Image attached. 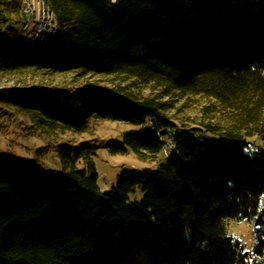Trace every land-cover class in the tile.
<instances>
[{
    "label": "trees",
    "instance_id": "trees-1",
    "mask_svg": "<svg viewBox=\"0 0 264 264\" xmlns=\"http://www.w3.org/2000/svg\"><path fill=\"white\" fill-rule=\"evenodd\" d=\"M50 1L59 28L39 43L6 9L19 15L23 0H0V72L121 74L160 93L0 90V104L45 134L84 132L93 118L136 126L119 140L60 144L58 168L0 156V264H262L264 0ZM173 92L215 99L228 122L175 123L164 98ZM166 139L156 167L123 169L101 188L100 148L155 161ZM230 219L253 223V254L229 234Z\"/></svg>",
    "mask_w": 264,
    "mask_h": 264
},
{
    "label": "rangeland",
    "instance_id": "rangeland-1",
    "mask_svg": "<svg viewBox=\"0 0 264 264\" xmlns=\"http://www.w3.org/2000/svg\"><path fill=\"white\" fill-rule=\"evenodd\" d=\"M6 9L13 18L19 17L21 19L22 37H25L30 27H24L23 21L25 19L21 10L18 15L13 11L14 9L9 3L6 4ZM40 84L80 88L89 85L105 87L121 85L129 87V89L139 95H156L160 93L159 88L156 86L143 85L136 79L121 74H82L76 70L50 72L46 69L35 68L15 72H0V90L11 87H33ZM164 98L172 104L168 113L172 120L179 125L194 126L203 122H215L219 125H225L231 114V111L222 108L215 99L202 94L182 95L173 92L164 96ZM135 127L126 122L93 118L88 129L84 132L57 130L56 132L45 134L41 130H32L31 120L25 112L18 110L14 106L0 104V156L14 153L43 166L58 168L60 167L58 152L60 144H75L91 139L119 140L125 130ZM166 140L167 145L155 161L138 159L132 151L126 154H112L105 147L100 148L93 157L99 172L98 181L101 188L107 189L114 185L123 169L156 167L159 161L164 160L172 149L171 141L169 139ZM78 164L82 166L83 162L80 161ZM136 194L140 198L143 192L138 190ZM262 204L264 205V197ZM227 226L229 234L240 239L244 248L250 254H253V249L257 242L253 223L247 219H230ZM262 264H264V256Z\"/></svg>",
    "mask_w": 264,
    "mask_h": 264
},
{
    "label": "built area",
    "instance_id": "built-area-1",
    "mask_svg": "<svg viewBox=\"0 0 264 264\" xmlns=\"http://www.w3.org/2000/svg\"><path fill=\"white\" fill-rule=\"evenodd\" d=\"M21 13L24 27H30L23 38L42 43L57 33L58 19L50 0H23Z\"/></svg>",
    "mask_w": 264,
    "mask_h": 264
}]
</instances>
